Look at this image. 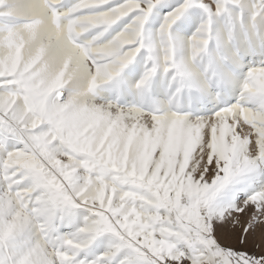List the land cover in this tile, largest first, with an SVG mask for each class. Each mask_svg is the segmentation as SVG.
I'll return each instance as SVG.
<instances>
[{
    "label": "snow or ice",
    "instance_id": "1",
    "mask_svg": "<svg viewBox=\"0 0 264 264\" xmlns=\"http://www.w3.org/2000/svg\"><path fill=\"white\" fill-rule=\"evenodd\" d=\"M0 264H264V0H0Z\"/></svg>",
    "mask_w": 264,
    "mask_h": 264
}]
</instances>
